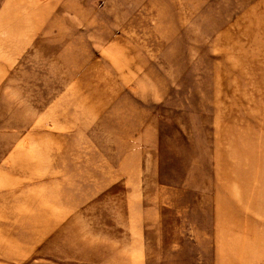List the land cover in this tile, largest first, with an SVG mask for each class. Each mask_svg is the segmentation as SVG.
<instances>
[{
  "label": "rangeland",
  "instance_id": "374dc122",
  "mask_svg": "<svg viewBox=\"0 0 264 264\" xmlns=\"http://www.w3.org/2000/svg\"><path fill=\"white\" fill-rule=\"evenodd\" d=\"M251 206L264 0H0V264H264Z\"/></svg>",
  "mask_w": 264,
  "mask_h": 264
},
{
  "label": "crops",
  "instance_id": "0c3cea01",
  "mask_svg": "<svg viewBox=\"0 0 264 264\" xmlns=\"http://www.w3.org/2000/svg\"><path fill=\"white\" fill-rule=\"evenodd\" d=\"M252 208V211L255 213V214H257V215H260L261 217H263V220H264V207H262V206H260V207H257V208H254V207H250V209ZM260 210H262L263 212L261 213V214H259L258 213V211H260ZM259 226H262V225H258V229H259V231L261 230V227H259ZM250 231H247V232H241V233H244L245 234V236L246 237H248V239L250 238H255V239H258L257 238V236H256V234H255V231H254V227H253V223L252 222H250ZM262 229L264 230V225H263V227H262Z\"/></svg>",
  "mask_w": 264,
  "mask_h": 264
},
{
  "label": "bare ground",
  "instance_id": "6f19581e",
  "mask_svg": "<svg viewBox=\"0 0 264 264\" xmlns=\"http://www.w3.org/2000/svg\"><path fill=\"white\" fill-rule=\"evenodd\" d=\"M76 236V235H75ZM77 237V236H76Z\"/></svg>",
  "mask_w": 264,
  "mask_h": 264
}]
</instances>
